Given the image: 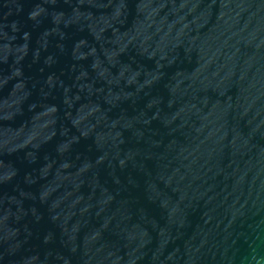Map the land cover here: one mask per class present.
I'll list each match as a JSON object with an SVG mask.
<instances>
[{
  "label": "water",
  "instance_id": "1",
  "mask_svg": "<svg viewBox=\"0 0 264 264\" xmlns=\"http://www.w3.org/2000/svg\"><path fill=\"white\" fill-rule=\"evenodd\" d=\"M0 264H264V0H0Z\"/></svg>",
  "mask_w": 264,
  "mask_h": 264
}]
</instances>
